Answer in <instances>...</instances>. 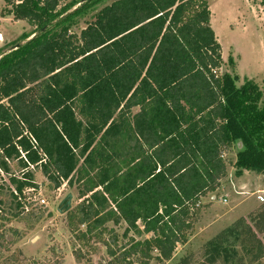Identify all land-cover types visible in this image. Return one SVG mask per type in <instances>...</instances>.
Here are the masks:
<instances>
[{
  "label": "trees",
  "instance_id": "obj_1",
  "mask_svg": "<svg viewBox=\"0 0 264 264\" xmlns=\"http://www.w3.org/2000/svg\"><path fill=\"white\" fill-rule=\"evenodd\" d=\"M60 2L10 0L5 10L39 28L0 58V171L10 173L11 159L21 166L9 213L33 215L40 169L57 188L78 183L80 206L69 216L80 214L84 236L124 221L153 236L123 259L139 254L148 264L156 250L170 260L202 197L227 175L234 144L237 175H264L263 92L220 72L207 0H116L79 34L71 28L82 8L55 21ZM243 222L230 232L259 240ZM224 237L211 255L229 260Z\"/></svg>",
  "mask_w": 264,
  "mask_h": 264
},
{
  "label": "rangeland",
  "instance_id": "obj_2",
  "mask_svg": "<svg viewBox=\"0 0 264 264\" xmlns=\"http://www.w3.org/2000/svg\"><path fill=\"white\" fill-rule=\"evenodd\" d=\"M9 1L0 0V31L9 32L13 39L0 42V58L39 32L38 25L28 20L14 21L6 14ZM114 1L61 0L57 11L59 18L55 21L81 7L83 13L75 19L77 23L71 28L79 34L95 20L97 12ZM207 1L211 26L222 47L220 72L230 74L237 87H242L249 80L255 82L264 97V0ZM239 149L240 146L234 144L225 155L227 175L221 179L218 188L219 197L225 195L228 203H219V197L203 199L186 243L177 245L170 260L161 259L154 250L148 264H264V220L260 218L264 213V201L257 199L260 191L264 194V175H248L245 180L251 190L243 189L238 179L240 176L236 173ZM9 168L10 173L0 171V208L5 216L0 219V264H143L141 255L132 254L123 259L121 253L129 250L135 241L152 237V233L127 231L124 221L118 224L109 221L103 229L84 236L82 232L87 224L78 225L80 214L74 219L69 216L80 206L78 183L69 186L64 182L57 188L40 169L34 170L39 185L38 190L33 191L35 212L33 215L12 217L9 213L13 206L10 178L11 174H20L21 166L11 159ZM69 193L73 195L72 206L65 210L60 203ZM242 220L246 228L253 229L261 244L248 233L237 238L235 232H230V228ZM243 230L242 227L239 229L240 232ZM223 233L226 234L224 244L230 250L229 260L224 254L218 257L211 255L212 242ZM111 250L116 256L111 254ZM76 253L80 254V259H77Z\"/></svg>",
  "mask_w": 264,
  "mask_h": 264
},
{
  "label": "crops",
  "instance_id": "obj_3",
  "mask_svg": "<svg viewBox=\"0 0 264 264\" xmlns=\"http://www.w3.org/2000/svg\"><path fill=\"white\" fill-rule=\"evenodd\" d=\"M7 14V13H6ZM7 15H9L11 18H13V16L12 15H10V14H7ZM14 20V19H13ZM15 21V20H14ZM20 21V20H19ZM18 23V22H17ZM215 31V30H214ZM0 33H2V36H3V40H1L2 42H10L13 38H12V35L9 33V32H4V31H0ZM15 39V38H14ZM0 41V42H1ZM140 111V107L139 106H135V107H133L132 108V115L131 116H129V120L132 122V120H133V115H135L136 113H138ZM144 147H145V145H144ZM233 148V147H232ZM232 148H230L228 151H227V153L226 154H228L231 150H232ZM252 171H250V172H248V170L245 172L244 171V173H241V175H239L240 177L238 178L239 180H240V182L242 183V187H243V189H246V191H250L251 190V187L249 186V185H247V183H246V177L249 175V176H256L257 174L255 173V172H252ZM246 173V174H245ZM256 174V175H255ZM258 176V175H257ZM259 177V176H258ZM220 189V188H219ZM219 189H217L216 191H213L212 193H208L206 196H203L202 197V199H201V204H202V201H203V199H207V197L208 196H211L212 197V199H215V198H218L220 195H218V190ZM254 194V193H253ZM224 197H226L225 195H222V198H224ZM219 203H225V202H223L222 201V199H221V197H219ZM229 201V200H228ZM226 203H228V202H226ZM208 204V203H207Z\"/></svg>",
  "mask_w": 264,
  "mask_h": 264
},
{
  "label": "water",
  "instance_id": "obj_4",
  "mask_svg": "<svg viewBox=\"0 0 264 264\" xmlns=\"http://www.w3.org/2000/svg\"><path fill=\"white\" fill-rule=\"evenodd\" d=\"M73 199L72 193H69L66 198L60 203V207H62L65 210H69L72 206L71 201ZM63 210H60L62 212Z\"/></svg>",
  "mask_w": 264,
  "mask_h": 264
},
{
  "label": "built area",
  "instance_id": "obj_5",
  "mask_svg": "<svg viewBox=\"0 0 264 264\" xmlns=\"http://www.w3.org/2000/svg\"><path fill=\"white\" fill-rule=\"evenodd\" d=\"M1 40H3L2 33H0V41H1ZM263 195H264L263 192L260 191V194H258V196H257V199L260 200L261 202L264 201V196H263ZM221 199H222V201L225 202V203L228 202L227 197H224V198H221Z\"/></svg>",
  "mask_w": 264,
  "mask_h": 264
}]
</instances>
